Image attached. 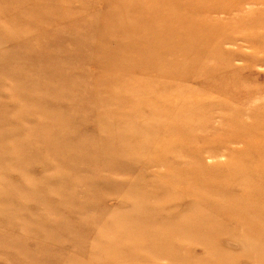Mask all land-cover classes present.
<instances>
[{
	"label": "rangeland",
	"instance_id": "374dc122",
	"mask_svg": "<svg viewBox=\"0 0 264 264\" xmlns=\"http://www.w3.org/2000/svg\"><path fill=\"white\" fill-rule=\"evenodd\" d=\"M260 193L264 0H0V264H264Z\"/></svg>",
	"mask_w": 264,
	"mask_h": 264
},
{
	"label": "bare ground",
	"instance_id": "6f19581e",
	"mask_svg": "<svg viewBox=\"0 0 264 264\" xmlns=\"http://www.w3.org/2000/svg\"><path fill=\"white\" fill-rule=\"evenodd\" d=\"M256 188H257V185H255V184H252V186L250 187V189H249V192L251 193L252 191H254V193L257 191L256 190ZM260 194H262V195H264V193H260ZM238 199H241L240 201H242V202H247L248 200L250 201L251 199L247 196V194L246 195H241V196H238L237 197ZM264 198V196H261L260 197V200L259 201H261L262 199ZM257 200H258V197H257ZM261 212V211H260ZM259 211L257 212V210H256V212L254 211V213H255V215H254V217H250L251 218V220H250V222H249V224L250 225H254L255 227L254 228H256V227H260L259 229H264V213H263V211H262V214L260 213ZM256 214H258L260 217H258ZM263 215V216H262ZM209 220H211L210 219V217L208 218ZM217 225H218V223H216V227H217ZM250 227L251 226H249V225H244V227H242V228H240L239 229V231L242 233H246L249 229H250ZM251 232H255V230L253 229ZM221 259V258H220ZM222 260V259H221ZM247 262V261H246Z\"/></svg>",
	"mask_w": 264,
	"mask_h": 264
}]
</instances>
